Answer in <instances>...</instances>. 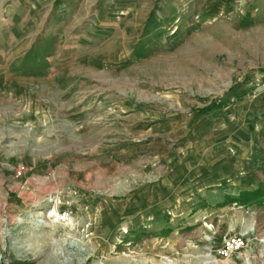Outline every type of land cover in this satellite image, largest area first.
Returning <instances> with one entry per match:
<instances>
[{
    "label": "rangeland",
    "instance_id": "rangeland-1",
    "mask_svg": "<svg viewBox=\"0 0 264 264\" xmlns=\"http://www.w3.org/2000/svg\"><path fill=\"white\" fill-rule=\"evenodd\" d=\"M264 0H0V264H264Z\"/></svg>",
    "mask_w": 264,
    "mask_h": 264
},
{
    "label": "trees",
    "instance_id": "trees-1",
    "mask_svg": "<svg viewBox=\"0 0 264 264\" xmlns=\"http://www.w3.org/2000/svg\"><path fill=\"white\" fill-rule=\"evenodd\" d=\"M264 198V188H257L251 192H243L237 197V202L247 203L251 200H258Z\"/></svg>",
    "mask_w": 264,
    "mask_h": 264
}]
</instances>
